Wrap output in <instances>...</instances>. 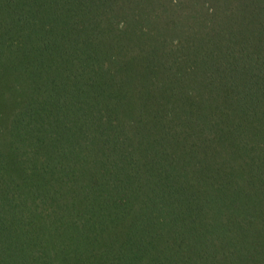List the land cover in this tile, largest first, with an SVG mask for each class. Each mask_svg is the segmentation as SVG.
<instances>
[{
	"label": "trees",
	"instance_id": "16d2710c",
	"mask_svg": "<svg viewBox=\"0 0 264 264\" xmlns=\"http://www.w3.org/2000/svg\"><path fill=\"white\" fill-rule=\"evenodd\" d=\"M0 264H264V0H0Z\"/></svg>",
	"mask_w": 264,
	"mask_h": 264
}]
</instances>
